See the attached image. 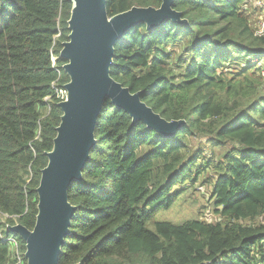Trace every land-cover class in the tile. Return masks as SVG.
<instances>
[{
	"label": "trees",
	"instance_id": "trees-1",
	"mask_svg": "<svg viewBox=\"0 0 264 264\" xmlns=\"http://www.w3.org/2000/svg\"><path fill=\"white\" fill-rule=\"evenodd\" d=\"M106 1L110 18L163 2ZM259 1L174 0L187 25L142 23L117 42L113 80L141 92L166 121L185 123L166 137L105 101L83 181L68 191L77 212L59 264H264ZM73 6L0 0V264H16L17 254L27 264L25 243L8 226L36 223L37 188L63 115L53 84L69 82L60 53ZM197 186L210 192L214 220L205 208L179 224L155 220Z\"/></svg>",
	"mask_w": 264,
	"mask_h": 264
},
{
	"label": "water",
	"instance_id": "water-1",
	"mask_svg": "<svg viewBox=\"0 0 264 264\" xmlns=\"http://www.w3.org/2000/svg\"><path fill=\"white\" fill-rule=\"evenodd\" d=\"M69 40L62 46L60 58L69 78L67 97L59 103L62 117L47 166L41 172L38 215L33 230L20 224L8 231L25 243L27 264H59L71 220L77 208L69 203L73 182L83 181V170L96 146L95 129L103 105L110 100L132 118V124L144 122L166 137L175 136L184 121L168 122L141 101V92L131 93L111 77L115 46L132 28L144 23L147 29L160 27L165 20L187 25L182 14L173 10L174 0H163L160 8L133 7L112 18L106 0H70Z\"/></svg>",
	"mask_w": 264,
	"mask_h": 264
},
{
	"label": "rangeland",
	"instance_id": "rangeland-1",
	"mask_svg": "<svg viewBox=\"0 0 264 264\" xmlns=\"http://www.w3.org/2000/svg\"><path fill=\"white\" fill-rule=\"evenodd\" d=\"M263 2L264 0H260L258 2V9H253L252 11L256 30H260L261 24L264 23ZM207 154V156H210L209 148H207ZM209 196L210 192L205 191V187L197 186L195 188H190L181 196L179 202L171 210L158 213L155 220L179 224L186 220L198 218L199 213L202 212L204 208L206 209L205 216L210 220H214L213 208L212 205L209 204ZM2 221L4 222L5 220L0 219V222ZM15 221L16 220H14V222Z\"/></svg>",
	"mask_w": 264,
	"mask_h": 264
},
{
	"label": "built area",
	"instance_id": "built-area-1",
	"mask_svg": "<svg viewBox=\"0 0 264 264\" xmlns=\"http://www.w3.org/2000/svg\"><path fill=\"white\" fill-rule=\"evenodd\" d=\"M257 34L260 35V36L264 35V23L261 24V29L257 30ZM52 63H53V66L55 67V58L54 57L52 58ZM53 89H54V92H55V96L58 99H60L61 101H64L66 99L67 90L65 88V84H61L59 82V80H58L57 83L53 84ZM16 264H25L24 261H23V258L21 257V255L17 254V262H16Z\"/></svg>",
	"mask_w": 264,
	"mask_h": 264
},
{
	"label": "clouds",
	"instance_id": "clouds-1",
	"mask_svg": "<svg viewBox=\"0 0 264 264\" xmlns=\"http://www.w3.org/2000/svg\"><path fill=\"white\" fill-rule=\"evenodd\" d=\"M66 85V84H65Z\"/></svg>",
	"mask_w": 264,
	"mask_h": 264
}]
</instances>
